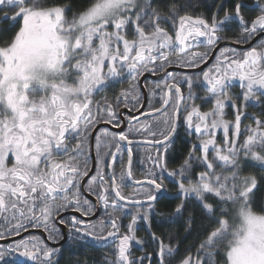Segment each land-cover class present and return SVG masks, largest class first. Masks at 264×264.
<instances>
[{
	"label": "snow or ice",
	"instance_id": "obj_1",
	"mask_svg": "<svg viewBox=\"0 0 264 264\" xmlns=\"http://www.w3.org/2000/svg\"><path fill=\"white\" fill-rule=\"evenodd\" d=\"M79 249L264 264V0H0V264Z\"/></svg>",
	"mask_w": 264,
	"mask_h": 264
},
{
	"label": "trees",
	"instance_id": "obj_2",
	"mask_svg": "<svg viewBox=\"0 0 264 264\" xmlns=\"http://www.w3.org/2000/svg\"><path fill=\"white\" fill-rule=\"evenodd\" d=\"M255 2V0H248L249 5L253 4ZM234 91H239V89H235ZM251 110V109H250ZM253 111V109L251 110V112ZM248 122V121H247ZM141 235H143V233H141ZM107 250V249H106ZM73 251H77L75 249H73ZM137 255H142L143 253H140L139 251H137L136 253ZM104 255V252L102 251H96L94 249H79L78 250V256L80 259H84L85 257L89 260V264H91V262L95 261L96 264H101V259ZM69 258V254H67L65 256V259L67 260Z\"/></svg>",
	"mask_w": 264,
	"mask_h": 264
},
{
	"label": "flooded vegetation",
	"instance_id": "obj_3",
	"mask_svg": "<svg viewBox=\"0 0 264 264\" xmlns=\"http://www.w3.org/2000/svg\"><path fill=\"white\" fill-rule=\"evenodd\" d=\"M150 81H154L153 79H149ZM109 95H110V93H109ZM112 131H116L115 129H112ZM141 154H143V150H141ZM139 168V165H137V169ZM137 175H139V172L137 171ZM62 243H64L63 241H62ZM67 245H65V248L67 249ZM106 251H109V250H104V252H106ZM67 254H69V252L67 251V250H65V256L67 255Z\"/></svg>",
	"mask_w": 264,
	"mask_h": 264
},
{
	"label": "rangeland",
	"instance_id": "obj_4",
	"mask_svg": "<svg viewBox=\"0 0 264 264\" xmlns=\"http://www.w3.org/2000/svg\"><path fill=\"white\" fill-rule=\"evenodd\" d=\"M253 109V111L252 112H259L260 111V109L258 108V107H249V109H248V111L249 112H251V110ZM245 123L247 124V123H250V121H245Z\"/></svg>",
	"mask_w": 264,
	"mask_h": 264
},
{
	"label": "water",
	"instance_id": "obj_5",
	"mask_svg": "<svg viewBox=\"0 0 264 264\" xmlns=\"http://www.w3.org/2000/svg\"><path fill=\"white\" fill-rule=\"evenodd\" d=\"M175 71L179 72L180 70L179 69H176ZM148 79L156 80L157 78L156 77H148Z\"/></svg>",
	"mask_w": 264,
	"mask_h": 264
}]
</instances>
